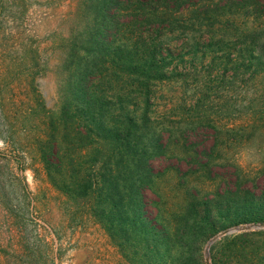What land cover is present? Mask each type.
Wrapping results in <instances>:
<instances>
[{"label":"rangeland","instance_id":"rangeland-1","mask_svg":"<svg viewBox=\"0 0 264 264\" xmlns=\"http://www.w3.org/2000/svg\"><path fill=\"white\" fill-rule=\"evenodd\" d=\"M210 1L0 0V247L32 240L33 207L56 264H214L243 235L248 264H264V0L192 15ZM144 2L190 8L164 40L200 62L158 85L140 181L97 108L63 114L88 100L86 69L115 70L131 35L116 33L136 19L121 12Z\"/></svg>","mask_w":264,"mask_h":264},{"label":"trees","instance_id":"trees-1","mask_svg":"<svg viewBox=\"0 0 264 264\" xmlns=\"http://www.w3.org/2000/svg\"><path fill=\"white\" fill-rule=\"evenodd\" d=\"M214 1H210L211 4L208 6L193 10L192 15L195 18H200L203 12L214 15L217 13L214 8L220 9L222 6L223 9V5H226V2L223 5L219 3L215 5ZM147 9L144 2V5L139 3L138 6L121 12V14H132L136 16V19L134 22L121 23V30L116 33L131 32V35L126 37L130 38L122 44L124 49L121 54L114 56V61L118 62V65L115 70V63L94 71L86 69L85 77L91 76V86L86 87L88 100L82 104L77 102L76 96L70 98V103L64 108L65 114H63L65 118L70 113L80 122L83 113L86 114L92 108H97L109 120L108 129L112 137L110 141L117 144L121 163L125 169H135L138 174H142L138 175L140 181L143 180V174L148 172L147 166L144 165L152 158L147 135L152 132L151 115L154 113L153 107L157 101L158 85L175 78L184 80L182 70L195 68L200 62L199 53H184L181 48H179L181 51L175 50L164 40L163 31L168 27H181L187 19L184 17L185 13L189 12L190 8L158 9L157 7L152 14H148ZM150 15L156 20H150ZM208 20L210 21V18ZM192 26L195 27L196 24ZM213 26L212 23L208 24L209 28ZM207 40L208 46L212 45L213 37ZM74 93L77 94V90ZM29 221L31 222L29 227L34 232L32 240L30 231L28 236L23 238L20 246L13 244L10 249L0 247V264H18V261H20L19 264H56L53 256L54 244L47 241L48 238L45 235L47 229L41 225L37 216H34L33 207ZM246 236L224 239L222 243L225 246L221 250L228 252L227 259L222 262V257L219 256L221 250L217 249L214 264H248L249 246L247 242H241ZM13 256L22 259L17 261L12 259Z\"/></svg>","mask_w":264,"mask_h":264},{"label":"water","instance_id":"water-1","mask_svg":"<svg viewBox=\"0 0 264 264\" xmlns=\"http://www.w3.org/2000/svg\"><path fill=\"white\" fill-rule=\"evenodd\" d=\"M263 226L261 224L259 225H251V226H247V227H234V228H230L227 231H225L223 234L213 238L209 244H208V248H207V255H210V249L212 247V245L217 242L220 238L225 237V236H229V235H233L236 233H240L244 230H260L262 229Z\"/></svg>","mask_w":264,"mask_h":264}]
</instances>
